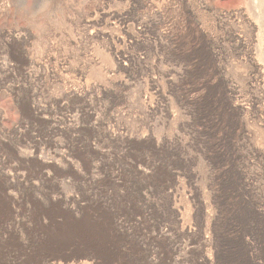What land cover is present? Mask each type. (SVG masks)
Returning <instances> with one entry per match:
<instances>
[{
  "label": "rangeland",
  "instance_id": "obj_1",
  "mask_svg": "<svg viewBox=\"0 0 264 264\" xmlns=\"http://www.w3.org/2000/svg\"><path fill=\"white\" fill-rule=\"evenodd\" d=\"M18 2L0 264H264V0Z\"/></svg>",
  "mask_w": 264,
  "mask_h": 264
},
{
  "label": "clouds",
  "instance_id": "obj_2",
  "mask_svg": "<svg viewBox=\"0 0 264 264\" xmlns=\"http://www.w3.org/2000/svg\"><path fill=\"white\" fill-rule=\"evenodd\" d=\"M17 12L38 30H43L42 18L52 17L57 23L63 18L62 11L54 8L53 0H19Z\"/></svg>",
  "mask_w": 264,
  "mask_h": 264
},
{
  "label": "bare ground",
  "instance_id": "obj_3",
  "mask_svg": "<svg viewBox=\"0 0 264 264\" xmlns=\"http://www.w3.org/2000/svg\"><path fill=\"white\" fill-rule=\"evenodd\" d=\"M88 230V229H87ZM102 231H103V229H102ZM102 231H98L97 233H96V236H97V238L99 239V241L102 243V244H107L106 243V238H104V237H102L104 234H102L101 235V233H102ZM107 232H108V230H107ZM105 236V235H104ZM88 237V236H87Z\"/></svg>",
  "mask_w": 264,
  "mask_h": 264
}]
</instances>
